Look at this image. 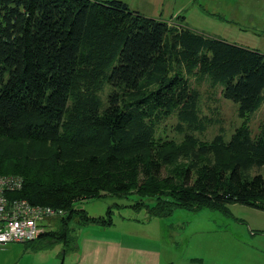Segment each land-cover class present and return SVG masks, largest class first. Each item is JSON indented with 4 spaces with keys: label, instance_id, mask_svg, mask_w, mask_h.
<instances>
[{
    "label": "trees",
    "instance_id": "trees-1",
    "mask_svg": "<svg viewBox=\"0 0 264 264\" xmlns=\"http://www.w3.org/2000/svg\"><path fill=\"white\" fill-rule=\"evenodd\" d=\"M204 79L243 120L227 140L194 135L213 124L192 84ZM263 103L256 48L120 0H0V174L22 179L8 199L61 211L62 227L38 236L48 242L69 239L71 221L112 225L110 209L91 217L74 207L106 195L133 200L148 218L226 214L233 203L264 211V174L252 173L264 165V117L256 133L249 125ZM170 115L179 142L157 137Z\"/></svg>",
    "mask_w": 264,
    "mask_h": 264
},
{
    "label": "rangeland",
    "instance_id": "rangeland-1",
    "mask_svg": "<svg viewBox=\"0 0 264 264\" xmlns=\"http://www.w3.org/2000/svg\"><path fill=\"white\" fill-rule=\"evenodd\" d=\"M128 4L131 10L140 12L143 15L162 18L164 20L170 19V23L177 20H184L188 28L197 33L204 34L206 36H215L219 38H224L226 41H236L243 42L248 45H264V31L262 29L253 28L252 31L248 33L240 31L238 25L230 22L232 9L237 7L238 9L254 13L258 15L264 22V0H120ZM183 9V11H182ZM204 9V10H203ZM207 9L210 11H207ZM207 11V12H206ZM206 12V13H205ZM182 16L183 19H182ZM224 20H222V19ZM260 19V21H261ZM176 20V21H177ZM263 25V24H261ZM247 29V28H245ZM257 34H255V33ZM259 34V35H258ZM194 87L198 88L201 93L200 109L204 116L210 118L213 124L207 126L202 132H194V135L201 140L210 141L217 134L223 133V137L227 140L230 138L233 129L242 123V118L238 116L237 106L232 101L222 98L218 93L211 95L212 91L206 80L200 82L192 81ZM104 100V105L107 104L106 96H102ZM264 117V103L260 108L249 117V125L253 133L258 130V125ZM177 118L174 115L160 121L159 125L156 127L157 137L162 138H173L175 141L179 142L183 138V134L179 133L176 125ZM223 130V131H222ZM187 161H180L179 165L184 166ZM177 168L176 163L173 165V169H170L172 173ZM259 169V170H258ZM254 168L252 173L256 171L264 174V165L260 168ZM165 174V173H163ZM133 199V197H131ZM133 200L128 199H118L112 196H102L88 198L84 200L77 201L74 204L75 208L83 209L86 211L88 216L98 217L106 216L107 211L110 209L113 219V224L105 227L114 232L124 231L130 239H134V236L142 237V234L151 235L154 230V235L161 232L164 235L165 231L164 223L174 222L178 226L185 222V224L195 225V229L199 225L203 224L205 219L209 216H214L221 213L218 220L219 223L225 222L227 219L241 221L245 219L242 223L245 227L248 225L247 220L249 215H256V209L248 207L241 204H233L228 206V213L223 214L219 211H213L208 208H204L198 211H186L184 209H176L170 217L157 219L154 217H147V212L145 208H133L130 206ZM118 204V205H117ZM262 212V211H259ZM264 213V211H263ZM61 214L54 215L52 217L45 218V220L40 222V225L45 229H60L62 224L60 222ZM163 220V221H159ZM255 221L259 223L261 217H256ZM162 222V223H161ZM71 230L70 237L68 239L64 237H59L55 241L48 242L43 240L42 245L44 247H51L52 252L61 248V251L68 249L66 251L73 252L72 247H75L77 239L85 234H93V230L102 229L99 225L86 224L78 225L75 221L70 222ZM104 229V230H107ZM61 233V231H60ZM66 234V232H65ZM95 235V234H94ZM80 237V238H81ZM52 238L53 237H47ZM46 238V239H47ZM144 240V239H143ZM47 241V242H46ZM133 241V240H132ZM21 243V242H19ZM31 243V242H26ZM126 243H128L126 241ZM143 244H145L143 242Z\"/></svg>",
    "mask_w": 264,
    "mask_h": 264
},
{
    "label": "crops",
    "instance_id": "crops-1",
    "mask_svg": "<svg viewBox=\"0 0 264 264\" xmlns=\"http://www.w3.org/2000/svg\"><path fill=\"white\" fill-rule=\"evenodd\" d=\"M231 19L240 31L248 33L253 28L264 31L263 20L253 12L234 7ZM174 20L171 24L187 26L184 20ZM229 42L264 52V45ZM256 210V215L247 217L246 227L240 223L245 219L217 222L219 213L207 217L197 229L185 222L179 226L164 223V235L161 232L154 235V230L151 235L142 234L144 240L137 236L130 239L124 231L112 234V230L104 227L97 232L93 230V234L80 235L73 252L64 248L52 252L53 248L42 245V237L27 244L10 242L0 248V264H264V213ZM256 217H261L260 225Z\"/></svg>",
    "mask_w": 264,
    "mask_h": 264
},
{
    "label": "built area",
    "instance_id": "built-area-1",
    "mask_svg": "<svg viewBox=\"0 0 264 264\" xmlns=\"http://www.w3.org/2000/svg\"><path fill=\"white\" fill-rule=\"evenodd\" d=\"M19 175L0 174V248L10 242H31L44 232L40 222L60 214L47 205L31 204L25 199H8L6 192L19 190Z\"/></svg>",
    "mask_w": 264,
    "mask_h": 264
}]
</instances>
